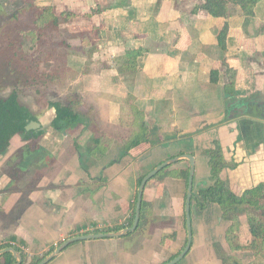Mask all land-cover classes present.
Here are the masks:
<instances>
[{
	"label": "crops",
	"instance_id": "1",
	"mask_svg": "<svg viewBox=\"0 0 264 264\" xmlns=\"http://www.w3.org/2000/svg\"><path fill=\"white\" fill-rule=\"evenodd\" d=\"M43 2L82 20L78 33L100 30L90 47L72 42L80 53L68 59L78 74L69 88L79 98L68 106L86 121L59 133L52 126L57 115L46 113L38 121L46 135L32 143L25 166L14 157L20 136L0 157L6 171L0 172V247L17 245L25 254L22 264H32L72 237L131 228L143 178L186 154L196 159L198 196L214 185L205 152L215 142L228 164L220 178L230 191L241 196L264 183V0L229 2L225 18L198 9L206 0ZM139 49L144 53L132 72L127 53ZM139 124L145 142L126 153L125 142ZM102 136L90 154L87 148ZM167 168L144 190L140 230L74 243L49 264H167L178 257L188 242V181L182 174L190 173V164ZM191 220V248L179 264H264L249 250L246 216L229 220L219 204L203 208L196 201Z\"/></svg>",
	"mask_w": 264,
	"mask_h": 264
},
{
	"label": "trees",
	"instance_id": "2",
	"mask_svg": "<svg viewBox=\"0 0 264 264\" xmlns=\"http://www.w3.org/2000/svg\"><path fill=\"white\" fill-rule=\"evenodd\" d=\"M232 1H234L235 5H240L245 0H206L205 5L198 9L205 10L213 17L225 18L229 16L227 4ZM33 16V25H35V27L27 31L25 30L22 33L23 35L28 36L32 40V43H47L49 40H56L58 38L59 41H61L60 44H64L66 43V41H68V39L64 36V38H61L62 30L60 29L62 28L63 24H66L68 22L72 23L70 21L74 18V16H72L70 12L65 11L62 14H58L56 8L54 7L34 6ZM228 30L229 27L226 24L220 34L221 43L224 41ZM64 31L65 30H63V32ZM67 31L71 32L69 34V39L77 36V34H74L75 30L73 31V29L69 28V30ZM78 36H82L81 42L84 46L90 47L94 43V41L99 39L100 30L96 27H93L91 30H87L84 32V34ZM68 47L69 45L67 46V48ZM143 53L144 51L142 49L132 50L127 53L128 63L132 72H135L137 70L138 60L143 55ZM69 103L70 102H68L67 104H63L60 102H56L51 104L52 107L56 110L57 115L56 119L52 123V126L59 133H67L69 130L74 129L81 124L85 125L86 119L80 112H75L72 107H69ZM261 117L264 118V113ZM38 120L39 119L29 108L21 105L17 92H13L7 98H3L0 96V157L8 153L12 141L18 136L22 137L27 142V144L25 145L26 151L31 148L32 143L41 141L46 135L45 130H26V128L32 122H38ZM144 127V124L140 125V131L133 133L129 137V140H126V153L130 152L135 147L145 142ZM103 139V136L94 138L96 145L92 146V148H90L88 152L91 154L99 150L102 143L101 141ZM205 155L210 158L211 179L212 181H214V185L208 187L205 190H201L198 196L194 193L192 204L193 202L197 201V204H200V206L204 208L206 206V203H217L224 210L226 218L233 221H239L240 216H246L248 219V224L250 226V232L253 236V242L249 246V250H252L257 256L262 255V257H264V183L256 186L253 189L247 190L241 196L236 195L227 188L226 184L220 178L222 171H224L228 167V164L225 161L221 144L219 142H215V148L206 151ZM23 165L25 166L26 164L23 163ZM167 169L162 171L154 179L161 176V174L164 173ZM182 175L184 179L188 181L189 170L184 171ZM199 196L203 198V203L199 202ZM144 205L145 204H143L142 207V216L137 231L142 228L145 222V218L143 217ZM258 210L261 211V214L257 215L256 212ZM133 221L134 218L131 219L128 227L132 226ZM119 230L121 229H117L115 231ZM14 240L15 238H13L12 241ZM7 248H14L18 252H20L23 259H25V254L19 247H17V245L14 246L12 244H6L0 247V251ZM53 251L54 248H52L48 254L44 255L43 258L51 255ZM43 258L34 260L32 264L40 263ZM15 263L16 259L12 253H6L0 257V264Z\"/></svg>",
	"mask_w": 264,
	"mask_h": 264
},
{
	"label": "rangeland",
	"instance_id": "3",
	"mask_svg": "<svg viewBox=\"0 0 264 264\" xmlns=\"http://www.w3.org/2000/svg\"><path fill=\"white\" fill-rule=\"evenodd\" d=\"M44 4L43 0H0V96L7 98L13 92H17L21 105L29 108L39 120L46 113L50 118L56 114L52 103L67 104L78 101L76 95L78 92L75 93L77 89L69 88L70 81L76 80L78 74L70 69L68 59L80 53L75 50L72 42L81 41L82 36L78 35L84 34L78 33L76 29L82 20H74L71 24L69 22L63 24L60 29L61 38L68 39L66 43L60 44L59 38L49 40L47 43H32V40L22 33L35 27L33 7H42ZM69 28L75 30L76 37L69 39L71 33L67 31ZM26 144L22 137L13 144V147L18 149L14 155L18 163L27 164L24 158L28 152L25 150ZM36 153L40 158L39 153ZM51 156L47 155L42 164L47 163ZM32 162L38 164L35 159ZM28 169L35 173L38 168L32 165ZM21 172L26 174V169ZM256 214H261V211L258 210ZM56 249L55 247L54 251Z\"/></svg>",
	"mask_w": 264,
	"mask_h": 264
},
{
	"label": "water",
	"instance_id": "4",
	"mask_svg": "<svg viewBox=\"0 0 264 264\" xmlns=\"http://www.w3.org/2000/svg\"><path fill=\"white\" fill-rule=\"evenodd\" d=\"M41 125L39 122H32L27 128V131L32 130H38L40 129ZM186 160L190 164V173H189V179H188V193L186 198V222H187V231H188V242L184 249V251L176 257L174 260L168 262L167 264H179L188 254L191 248L192 240H193V231H192V220H191V210H192V200L194 195V176H195V165H196V159L193 155L186 154L178 158L171 159L167 162H164L163 164L159 165L157 168H155L153 171H151L148 175H146L143 180L141 181V184L138 189V196H137V203H136V211H135V218L134 223L131 228L113 232V233H98V234H86L81 236H75L72 237L65 242H63L51 255L44 258L40 263L38 264H49L52 262L60 253H62L64 250H66L70 245L82 242V241H89V240H96V239H105V238H120L127 236L129 234H132L137 231V228L140 224L141 215H142V207H143V195L144 190L147 186V184L153 180L161 171L166 169L167 167L182 161ZM6 253H12L16 259L15 264H22L23 263V257L22 255L15 250L14 248H8L5 250L0 251V257Z\"/></svg>",
	"mask_w": 264,
	"mask_h": 264
}]
</instances>
